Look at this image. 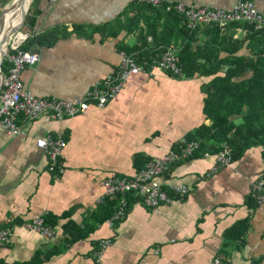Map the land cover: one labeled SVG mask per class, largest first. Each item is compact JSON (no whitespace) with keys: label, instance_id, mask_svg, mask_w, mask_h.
I'll return each instance as SVG.
<instances>
[{"label":"crops","instance_id":"0c3cea01","mask_svg":"<svg viewBox=\"0 0 264 264\" xmlns=\"http://www.w3.org/2000/svg\"><path fill=\"white\" fill-rule=\"evenodd\" d=\"M8 1L0 0V21L10 8ZM161 1L163 6L156 8L141 0H31L35 22L27 27L29 34L53 30L57 40L31 50L39 60L21 75L25 89L39 100L85 99L118 74L127 53L121 45L142 44L146 19L141 17L134 33L136 24L119 32L129 19L138 14L154 18L150 7L172 11L188 25L186 17L166 7L232 11L241 0ZM248 1L264 14V0ZM144 6L148 10L140 12ZM245 34L239 30L236 38ZM148 37L152 45L153 37ZM243 53H249L247 45ZM206 85L199 77L142 73L132 76L105 108L94 104L86 114L65 120L51 115L34 122L21 119L24 131L18 136L0 128V231L11 230L10 243H0V264H264V204L252 198L253 184L264 178L263 147L247 150L217 172L218 155L205 151L176 163L157 182L186 186V199L154 210L130 195L128 202L131 197L136 201L123 222L111 228L109 218L103 221L107 201L99 202L111 175L133 178L149 160L179 150L211 125L205 113ZM49 136L66 142L57 165L38 146ZM39 217L48 219L55 239L25 227ZM249 217L244 244L228 246L229 230ZM73 234L81 237L73 239ZM107 238L112 244L101 258L95 256Z\"/></svg>","mask_w":264,"mask_h":264},{"label":"trees","instance_id":"16d2710c","mask_svg":"<svg viewBox=\"0 0 264 264\" xmlns=\"http://www.w3.org/2000/svg\"><path fill=\"white\" fill-rule=\"evenodd\" d=\"M148 9L156 13L154 18L138 14L118 29L121 32L136 24L137 29L130 31L134 33L138 30L141 17H144L149 26L145 33L141 32L139 35V42L142 44L134 47L121 45L120 49L134 55L137 62L150 71L152 58L174 45L178 49L181 48L180 66L184 75L187 78L199 77L207 80L204 88L207 95L205 113L211 125L205 126L204 129L198 130L196 135L188 138V141L200 142V149L195 156L203 151L204 155H219L223 151V144H226L234 162L253 147L264 148V30L257 31L248 23L236 22L227 26H205L209 29L203 32L204 27L190 29L186 22L183 23L184 18L172 11L163 13L159 9ZM148 9L144 6L140 12L144 13ZM34 22L35 18L30 10L24 26L32 28ZM239 30L246 32L240 39L236 38ZM150 35L153 37L152 45L148 39ZM56 40L57 34L52 30L32 35L20 48L31 51L36 46H52ZM246 45L248 54L243 53ZM8 69V63L5 61L2 67L3 75L6 76ZM252 198L255 199L254 196ZM183 199L186 197H177L176 200ZM134 201L136 199L131 197L128 203ZM116 204V201H107L103 221L112 216ZM249 220L250 217L239 221L229 230L228 246L233 244L240 248L244 244L249 231ZM77 237L81 235L73 234V239Z\"/></svg>","mask_w":264,"mask_h":264},{"label":"built area","instance_id":"2783aa9c","mask_svg":"<svg viewBox=\"0 0 264 264\" xmlns=\"http://www.w3.org/2000/svg\"><path fill=\"white\" fill-rule=\"evenodd\" d=\"M141 1L156 8L163 6L161 0ZM166 8L175 10L186 17L188 27L192 30L211 25L227 26L236 22L248 23L254 26L257 31L264 30V14L260 13L256 6L248 0L239 1L232 11L211 7L189 8L182 4ZM29 35L26 34L19 43H15L14 40L11 45L10 42L4 56V62L8 63L9 69L6 76L4 75L0 90V128H4L12 136L23 133L24 130L18 123L21 119H25L26 122H34L45 115H51L54 120H65L86 114L94 104L105 108L123 92L127 82L134 75L158 71L173 77H184L183 69L180 66V50L176 47H168L156 54L152 58L150 71L141 66L134 55L123 53V61L118 74L91 90L85 99L77 102L39 100L25 89L21 81L23 72L28 68L35 67L39 60L37 53L24 51L20 48ZM38 146L47 152L52 165H57L66 142L63 139H54L49 136L39 141ZM222 148L223 151L216 158L217 166L214 172L226 168L232 163L229 147L223 144ZM199 149V141H184L179 150H171L163 157L149 160L133 178L111 175L103 183L104 196L99 202L102 203L104 200L117 202L116 212L107 220L109 226L114 228L117 222H123L127 218L130 211L127 198L130 195H136L145 207L154 210L162 206H172L177 197L181 199L186 197L189 194V189L186 186L167 187L159 184L157 180L168 173L172 165L194 157ZM252 190L256 203L264 204V178L255 182ZM25 227L42 234L49 240L56 238V231L46 225L44 218H36ZM10 235V229L0 231V243L2 245L9 244ZM111 244L112 238L102 240L99 245L100 249L95 252V256L101 258Z\"/></svg>","mask_w":264,"mask_h":264},{"label":"bare ground","instance_id":"6f19581e","mask_svg":"<svg viewBox=\"0 0 264 264\" xmlns=\"http://www.w3.org/2000/svg\"><path fill=\"white\" fill-rule=\"evenodd\" d=\"M28 2H29L28 0H15L14 1L15 5H14V8L12 9L10 20L7 24L6 29L0 36V46H3L2 50H0V56H1V53L4 52V48L6 47L8 43V42L6 43V40L12 35L13 32L18 30V28L20 27L21 22L23 20V14L29 8ZM25 36L26 34L24 33H18L16 35L15 43H19L21 39L24 38Z\"/></svg>","mask_w":264,"mask_h":264},{"label":"water","instance_id":"95a60500","mask_svg":"<svg viewBox=\"0 0 264 264\" xmlns=\"http://www.w3.org/2000/svg\"><path fill=\"white\" fill-rule=\"evenodd\" d=\"M28 1H29V6H30V0H28ZM24 2H25V1H24ZM24 2H23V3H24ZM24 4H25V3H24ZM14 5H15V3L13 4V6H11L10 8H8V9L5 11L3 17L1 18V21H0V36H1V34L4 32V30L6 29V22H5L6 20H5V17H6V15H7V13H8L11 9L14 8ZM28 11H29V8H28L27 11H25L24 14H23V20H22V22H21L20 27L18 28V30H16L15 32L12 33V35L10 36V38H9V40H8V43H7L6 47L4 48V52L1 53V56H0V90H1L2 83H3V81H4V75L2 74V67H3V62H4V56H5L6 49H7V47L9 46L10 39H12V37H13L17 32L20 33L19 30H20V29L24 26V24H25V20H26V17H27ZM2 48H3V46H0V50H2Z\"/></svg>","mask_w":264,"mask_h":264},{"label":"rangeland","instance_id":"374dc122","mask_svg":"<svg viewBox=\"0 0 264 264\" xmlns=\"http://www.w3.org/2000/svg\"><path fill=\"white\" fill-rule=\"evenodd\" d=\"M14 1L15 0H9L8 1V4L10 5V7L11 6H13V4H14ZM30 2H31V0H30ZM29 3V2H28ZM8 7V6H7ZM30 8V7H29ZM6 10V9H5ZM29 12V11H28ZM11 13H12V9L7 13V15H6V17H5V22H6V27H7V24H8V22H9V20H10V17H11ZM19 32H21V33H24V34H29V30L27 29V27L26 26H23L20 30H19ZM18 34V32L12 37V39H10V42H11V45H12V42L16 39V35ZM32 35H29V36H27V38H26V40L29 38V37H31ZM10 38V37H9ZM9 38L6 40V43L8 42V40H9ZM25 40V41H26ZM131 41H133V40H131ZM2 42V41H1ZM238 124H240V122H237Z\"/></svg>","mask_w":264,"mask_h":264}]
</instances>
